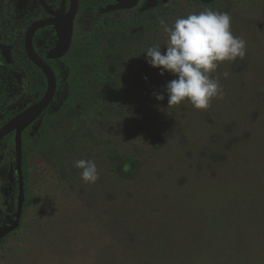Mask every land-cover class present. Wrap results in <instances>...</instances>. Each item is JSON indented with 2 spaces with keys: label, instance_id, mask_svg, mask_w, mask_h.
Here are the masks:
<instances>
[{
  "label": "rangeland",
  "instance_id": "374dc122",
  "mask_svg": "<svg viewBox=\"0 0 264 264\" xmlns=\"http://www.w3.org/2000/svg\"><path fill=\"white\" fill-rule=\"evenodd\" d=\"M207 9L229 13L233 34L247 42L245 57L225 62L226 68L230 64L231 70L243 73L246 61L253 55L248 49L259 38L252 34V27L264 28V0H216L212 4L193 0H140L134 9L121 11L123 21L130 28L124 33L102 28L106 15L79 14L71 51L58 63L60 87L55 99L25 134L29 137L39 131L44 133V144L42 151H34L23 162L25 207L19 227L0 239V264H38L40 258H44L46 264H63L61 255L74 256L68 264H119L118 237L119 233H126V228L134 231L133 238L128 236V239L131 236L132 248L125 255L130 264H264V237L253 238L249 248L244 250L239 236L225 227L219 228L217 235L209 231L203 240L198 234L189 235V240L171 235L175 233H170L171 230L183 228L186 220H192L184 213L201 209L200 205L195 206L196 192L187 185L185 175L181 176L176 193L171 194L168 188L161 190L159 196L165 197L157 200L158 205L135 206L140 208L139 213L150 228L141 223L137 226L132 216L123 220V225L116 219L119 211L126 212L125 207L121 208L120 195L127 191L140 169L139 161L131 162V158L135 152H150L172 140L169 135H162L163 129L168 117L180 118L176 113L168 115L166 112V94L163 102L155 99L154 93H162L166 83L175 77L167 72L161 76L159 69L151 67L147 63L146 49L158 45L165 51L167 34L163 25L171 26L178 17ZM152 12L158 13L161 20L156 26L146 23L152 21ZM1 13L0 34L15 32L23 38L24 21L16 11L15 2L10 0ZM98 28V61L83 69L85 76L79 78V90L74 95L75 108L61 111L75 92L72 93L73 82L69 79L76 58L73 51ZM43 36L46 35L40 34L37 40V49L46 53L53 42L49 43L50 38ZM21 48L15 47L13 57ZM11 70L15 71V67L8 69L7 75L16 77L17 85L7 97L9 104L27 88L24 76L15 75ZM209 154L203 152V157ZM88 158L95 159L99 170L100 178L95 184L85 183L79 175L81 170L73 166L75 160ZM189 168L200 170L197 162ZM249 173L248 182L238 178V183L232 185H259L258 180L263 179V175L255 160ZM17 196L14 141L10 140L0 161V216L8 225L16 216ZM178 197L182 202L179 203ZM164 204L169 207L163 209ZM206 207L218 217L217 203L209 202ZM241 208L247 210L246 206ZM169 213L172 218L165 220ZM157 216H160L159 221ZM74 224H81L83 233L89 231L91 224L96 225L91 230L96 235L107 237L106 231L109 232L113 247H98L88 240L82 243L79 234L75 246L68 244L63 230L69 226L74 229ZM257 225L264 232V225L259 221ZM139 238L144 239L145 249Z\"/></svg>",
  "mask_w": 264,
  "mask_h": 264
},
{
  "label": "trees",
  "instance_id": "16d2710c",
  "mask_svg": "<svg viewBox=\"0 0 264 264\" xmlns=\"http://www.w3.org/2000/svg\"><path fill=\"white\" fill-rule=\"evenodd\" d=\"M80 12L86 15L100 14V9L114 3V0H79ZM160 2L161 0H154ZM190 1V0H189ZM203 4L200 1H194ZM159 8L157 7L156 10ZM155 10V12H156ZM121 11L112 12L106 15L102 28H107L117 32H127L130 30L128 24L123 21ZM151 22L147 25L156 26L161 23L158 13H151ZM103 15V14H101ZM258 37L256 42L251 43L248 49L253 55L246 61L247 68L243 73H236L229 65L226 68L225 62L213 73V77H218L223 95L211 101L207 109L196 110L190 104H182L176 108L165 109L168 115L176 113L180 118L168 117L167 125L163 129L162 135H169V140L165 145L150 152H135L131 162L139 161L140 169L138 175L133 179L127 191L120 195L121 208L125 207L126 212L118 213L116 219L123 225V220L132 216V220L137 222V226L144 224L145 228L150 225L136 209V205L150 208L158 205L161 198V190L168 188L170 193H176L175 188L180 185L181 176L191 185L194 195L195 206H199L200 211H193L186 217H192L183 228H174L171 235L177 238L188 239L191 234H198L199 239L206 238L208 232L217 235L219 228H227L239 236L241 245L249 248L252 239L264 237V232L257 225H264V28L252 27V34ZM100 44L99 28L88 34L82 42L74 49L76 56L71 65L69 79L73 82V96L61 108L67 111L76 106L75 93L78 92L79 78H84V67L96 64L98 61L96 51ZM71 51V50H70ZM54 69L56 74L60 70L59 61L46 60ZM23 68L29 70L27 81L29 83L27 97H32L38 93L40 99L47 90V79L44 73L36 67L25 54ZM38 72V76L33 73V69ZM223 73H227L224 76ZM58 87L60 80L58 79ZM10 111V110H8ZM166 117V115H163ZM182 116V118H181ZM8 117L11 114L8 112ZM173 120L177 121L174 122ZM42 132H37L33 136L24 135V161L34 151H42ZM8 142V140H7ZM203 152H209L208 157H203ZM254 160L259 167L260 175L263 179L259 185H232L238 183V178L246 180L250 177ZM197 162L200 170H191L190 164ZM256 175V174H255ZM254 175V177H255ZM165 185V186H164ZM174 196V195H173ZM175 197V196H174ZM171 198L172 195H171ZM158 200V201H157ZM179 203L182 202L178 197ZM79 201V200H77ZM209 202L217 203L219 215L216 218L214 211H207L206 205ZM247 207V210L241 207ZM169 205L164 204L163 209ZM182 210V208H181ZM130 214V215H129ZM172 213L165 215L172 218ZM160 216H157V220ZM98 218V217H97ZM115 218V217H114ZM154 218V217H150ZM161 218L163 216L161 215ZM115 219V220H116ZM230 220V221H229ZM159 221V220H158ZM218 222V223H217ZM74 229L70 226L63 230V236L68 244L76 245V237L81 236V242H95L96 246L107 245L113 247L109 232L107 237L94 234L96 225L89 227L87 233L81 231L79 224H74ZM215 225L217 228L215 229ZM264 228V227H263ZM110 231V230H109ZM136 234V233H135ZM134 231L127 230L126 233H119L118 256L119 264H130L127 255L132 248L131 236ZM137 235V234H136ZM140 235V234H139ZM143 236V235H141ZM137 237V236H136ZM145 239L146 237L143 236ZM141 239V246L145 249L144 239ZM219 238V237H218ZM138 239V240H139ZM137 240V238H136ZM61 249L64 245H61ZM117 249V250H118ZM158 254V252H157ZM26 257V255H24ZM63 264H68L74 260V256L61 255ZM44 258H40L38 264H46Z\"/></svg>",
  "mask_w": 264,
  "mask_h": 264
},
{
  "label": "clouds",
  "instance_id": "9594fccd",
  "mask_svg": "<svg viewBox=\"0 0 264 264\" xmlns=\"http://www.w3.org/2000/svg\"><path fill=\"white\" fill-rule=\"evenodd\" d=\"M163 28L166 50L158 45L148 47L147 63L159 69L161 76L167 72L175 79L166 83L162 93H154L155 99L163 102L166 94L167 109L182 104L207 109L213 99L223 95L219 78L212 74L224 62L245 57L247 42L233 34L229 13L212 9L178 17ZM73 166L81 170L79 175L85 183L95 184L100 178L93 158L77 159Z\"/></svg>",
  "mask_w": 264,
  "mask_h": 264
},
{
  "label": "flooded vegetation",
  "instance_id": "af4514ba",
  "mask_svg": "<svg viewBox=\"0 0 264 264\" xmlns=\"http://www.w3.org/2000/svg\"><path fill=\"white\" fill-rule=\"evenodd\" d=\"M12 1L15 2L16 11L21 13V18H23L22 21H24V22H22V24L25 28V35L23 38H21L15 32H11L9 35H7V34L1 35L0 34V128H2L10 120L17 117L19 114H21L26 109H28L31 106H33L34 104L38 103L42 99V97L45 95L44 94L40 99H38V93H36L32 97L28 96L26 101H24L25 95H26L28 88H29V83L27 81V74L29 73V70L28 69L25 70L23 68L24 56H25V54L27 55L26 48H25V42H26V35L28 32V29L35 22L52 20V19L57 18V16H55L54 13H59V16L66 15L70 11L71 4H72V0H12ZM8 2H10V0H0V18L2 16L1 11H4V9L6 8V4ZM114 3H115V1H114ZM114 3H112V4H114ZM80 7L81 6H80V1H79V10H78L77 17L79 16V14H83L80 12ZM49 10L52 13H50ZM75 21H76V19H75ZM74 30H75V28H74ZM0 32H1V30H0ZM40 34L46 35V36H43L45 38H48V39L50 38L49 43L53 42L52 47L49 48L48 51H46V53H41L37 49V40H38ZM57 41H58L57 26L53 25V24L45 25L44 27L37 29L33 35V46H34L36 52L38 53V55L45 62H47L46 60H48L47 56H48L49 51L53 47H55V45L57 44ZM16 46H18V47L22 46L21 52H19L18 55L13 57V51H14ZM27 57H28V55H27ZM63 58H61V59H63ZM28 59H29V57H28ZM61 59H59V60H61ZM59 60H50V61H59ZM47 64L49 65L48 62H47ZM49 66L51 67V65H49ZM12 67H15V71L11 70L14 72L15 75L21 74L24 76L25 81L27 83V88L13 102H11L9 104V103H7V97L11 96L13 86L17 85V81L15 80L16 77L13 78V77H10L7 75L8 69H10ZM36 67H38V66H36ZM33 73L38 76V72L35 69H33ZM44 75H45V73H44ZM45 77H46V75H45ZM56 77H57V74H56ZM46 79H47V77H46ZM57 85H58V77H57ZM58 88L59 87H57V90H58ZM47 89H48V79H47ZM54 99H55V97H54ZM54 99H53V101H54ZM50 105H49V107H50ZM49 107H48V109H49ZM8 110H10V111H8ZM46 111L23 132V140H24V135L26 134V132L34 126V124L46 113ZM8 112L11 114L10 118L8 117ZM15 137H16V132L14 131V132L8 134L7 136H5L0 141V161H1L2 156L4 154V149H5L6 145L8 144V142L10 140H13L14 141V150H15V166H16L17 178H18V196H17V207H16V213H17L20 183H19V176H18V170H17V164H16ZM7 140H8V142H7ZM23 143H24V141H23ZM23 162H24V146H23ZM23 173H24V164H23ZM24 181H25V177H24ZM25 196H26V190H25ZM24 207H25V204H24ZM24 207H23V211H24ZM15 219H16V216H15ZM15 219H14V221H15ZM14 221H12L10 224H12ZM0 223L2 226L8 225L7 223H5L3 221L1 216H0Z\"/></svg>",
  "mask_w": 264,
  "mask_h": 264
},
{
  "label": "water",
  "instance_id": "95a60500",
  "mask_svg": "<svg viewBox=\"0 0 264 264\" xmlns=\"http://www.w3.org/2000/svg\"><path fill=\"white\" fill-rule=\"evenodd\" d=\"M114 4H110L100 10V14H109L116 11H127L134 9L140 2V0H114ZM200 1L203 4H212L216 0H193ZM79 1L72 0L70 11L64 15L59 16V13H54L57 18L46 21H38L30 26L26 35L25 48L27 55L31 62L38 66L46 75L48 79V89L42 99L23 111L17 117L10 120L6 125L0 128V141L12 132H16L15 148H16V164L19 176L20 191L18 197V210L16 213L15 221L7 226H2L0 223V239L9 235L15 231L19 225L23 214V207L25 204V181L23 173V132L34 123L49 107L52 103L57 92V77L55 71L45 62L36 52L33 46V35L37 29L44 27L45 25H56L58 33V41L55 47H53L47 56L48 60H59L65 57L71 50L75 19L78 15ZM50 12V10H49ZM52 13V12H50Z\"/></svg>",
  "mask_w": 264,
  "mask_h": 264
}]
</instances>
